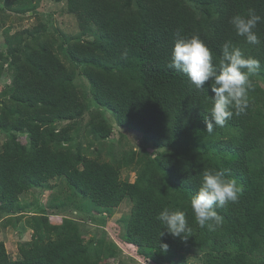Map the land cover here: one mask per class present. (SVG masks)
<instances>
[{
  "label": "trees",
  "instance_id": "obj_1",
  "mask_svg": "<svg viewBox=\"0 0 264 264\" xmlns=\"http://www.w3.org/2000/svg\"><path fill=\"white\" fill-rule=\"evenodd\" d=\"M193 1L196 9L185 0H68L91 30L92 39L71 44L68 52L81 64L94 101L158 149L130 158L137 170L134 182L122 179L125 164L102 162L71 147L73 121L87 104L74 82L76 69L40 38L23 45L22 33L32 30L6 35L13 78L0 102V128L26 132L30 140L13 135L3 145L2 205L13 207L23 192L65 177L73 190L104 209L130 199L126 240L155 264H190L192 253L199 260L195 264H264V86L256 78H264V22L256 28L257 45L247 44L230 24L248 9L264 17V0ZM194 34L212 50L214 62L226 41L261 62L250 77L246 114L233 115L223 128L214 126L211 135L204 123L214 95L210 82L196 89L183 72L168 67L175 41ZM59 120L72 122L57 130ZM90 126L99 139L111 135L100 111L93 112ZM201 147L203 154L196 150ZM205 169L224 171L241 189L236 203L216 209L223 223L215 231L201 228L190 207ZM164 207L185 212L192 229L186 240L168 234L155 219ZM65 225L53 226L56 238L30 243L15 260L0 241V264H100L77 229L71 233L75 228ZM160 243L168 244L166 252Z\"/></svg>",
  "mask_w": 264,
  "mask_h": 264
},
{
  "label": "rangeland",
  "instance_id": "obj_2",
  "mask_svg": "<svg viewBox=\"0 0 264 264\" xmlns=\"http://www.w3.org/2000/svg\"><path fill=\"white\" fill-rule=\"evenodd\" d=\"M185 1L196 9L193 0ZM37 27L40 31L35 30ZM27 29L32 31L22 33L23 45L31 43L33 37L40 38L39 41L52 44L59 57L77 71L74 82L85 94L87 104L84 113L73 121L71 147L74 145L82 154L102 162L125 164L120 171L121 177L134 182L137 170L135 163L129 162L130 158L138 160L146 152L156 153L158 149L140 132L119 125L113 111L94 101L81 64L75 63L68 52L71 44L92 39L91 30L79 13L69 9L68 0H0V64L4 63L0 102L13 78L6 56L8 46L5 37L8 33L13 35ZM256 78L264 86L263 76ZM95 111H100L112 127L111 135L104 140L99 139L90 126L91 115ZM71 122L59 120L55 127L59 130ZM13 135L23 142L30 140L26 132L0 128V152ZM202 148H197V152L203 154ZM132 209L130 199L110 210L96 206L91 199L73 190L65 177H55L23 192L13 207L0 202V241L10 258L19 259L30 243L56 238L53 226L68 224L69 228H75L70 230L71 233L77 229L84 242L89 243L90 254L100 257V264H155L145 259L138 247L126 240L125 222ZM98 252L99 256H96ZM187 260L190 264L199 261L193 253Z\"/></svg>",
  "mask_w": 264,
  "mask_h": 264
},
{
  "label": "clouds",
  "instance_id": "obj_3",
  "mask_svg": "<svg viewBox=\"0 0 264 264\" xmlns=\"http://www.w3.org/2000/svg\"><path fill=\"white\" fill-rule=\"evenodd\" d=\"M261 22H264V17L254 9H248L246 14H236L230 19L236 35L243 37L250 45L261 42L256 32ZM168 67L183 72L196 89H203L206 82H210L214 95L210 96V118L206 116L204 123L206 132L211 135L214 126L223 128L233 115L246 114L250 103L249 92L253 89L250 77L260 70L261 62L245 55L231 41L221 45V56L214 62L212 50L198 34H194L175 41ZM240 191L235 179L228 178L224 171L205 169L199 189L190 200L195 222L201 228L215 231L223 223L216 209L236 203ZM155 219L173 237L186 240L192 233L184 211L164 207ZM164 235L165 231H161L160 237ZM168 247L167 243H160L162 251L166 252Z\"/></svg>",
  "mask_w": 264,
  "mask_h": 264
}]
</instances>
